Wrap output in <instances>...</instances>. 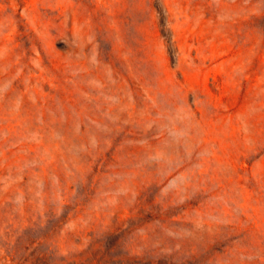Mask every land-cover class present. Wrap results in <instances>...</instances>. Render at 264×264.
<instances>
[{
    "label": "rangeland",
    "instance_id": "rangeland-1",
    "mask_svg": "<svg viewBox=\"0 0 264 264\" xmlns=\"http://www.w3.org/2000/svg\"><path fill=\"white\" fill-rule=\"evenodd\" d=\"M0 264H264V0H0Z\"/></svg>",
    "mask_w": 264,
    "mask_h": 264
}]
</instances>
